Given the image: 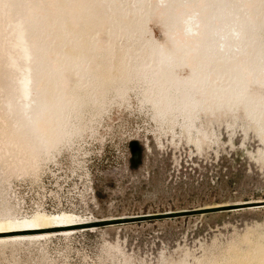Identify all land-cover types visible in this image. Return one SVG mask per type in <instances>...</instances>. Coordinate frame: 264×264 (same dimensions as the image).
<instances>
[{
	"label": "rangeland",
	"instance_id": "1",
	"mask_svg": "<svg viewBox=\"0 0 264 264\" xmlns=\"http://www.w3.org/2000/svg\"><path fill=\"white\" fill-rule=\"evenodd\" d=\"M155 2L0 0V220L67 212L77 223L39 240L0 243V264H264V133L238 112L221 109L218 122L200 115L184 95L151 107L128 76L143 53L125 21ZM158 3L167 9L159 22L177 18L170 37L192 41L185 19L198 17L202 0ZM156 16L150 28L162 38ZM37 18L36 30L27 25ZM257 35L256 70L252 54L237 56L200 75L204 85L223 92L238 81L242 93L257 96L264 23ZM199 45L184 40L180 55L191 62ZM52 64L64 70L55 88L42 83ZM35 90L57 103L44 120L54 131L68 125L67 142H39Z\"/></svg>",
	"mask_w": 264,
	"mask_h": 264
},
{
	"label": "bare ground",
	"instance_id": "2",
	"mask_svg": "<svg viewBox=\"0 0 264 264\" xmlns=\"http://www.w3.org/2000/svg\"><path fill=\"white\" fill-rule=\"evenodd\" d=\"M158 1L153 4L151 10L136 16L133 15L125 21L131 25L132 31L139 32V39L142 44L140 47L143 54L140 56V60L131 59L128 64V76L134 85L141 87L145 100L151 107L168 108L175 102V96L184 95V102L191 107L196 106L200 115H210L215 119V122H218L219 110H225L228 114L233 115L238 112L241 113L247 123H251L264 133V79L258 80V88L261 91L252 98L241 92L242 83L238 81H235V84L229 88L225 86L230 91L222 92V85L215 90L209 84L205 86L203 78L200 77V75L205 77V75L215 71L219 65H229L237 56L241 61L248 54H252L253 68L255 70L258 68L257 51H255L257 46L254 42L258 41L257 30L264 23V0H246L237 6H234L229 0H202L205 7L202 8L198 17L195 19L190 16L185 19L184 27L187 31L195 33L192 41L185 39L184 36H177L174 39L170 37L171 34L167 28L172 26L175 29L177 18L165 14L166 23L169 27H165V22H159L158 18L167 9L165 6L163 8L158 7ZM166 1L168 0H164V2ZM242 8L244 11H241ZM154 10L157 15L154 22L157 24L159 22L163 33L162 38L156 37L150 28V17ZM213 22H215L216 28L213 27ZM39 23V18L27 19V25L35 30ZM119 25L122 30H126L122 21ZM235 27L236 29H233ZM235 39H237L236 43ZM184 40L202 45L200 52L193 57L191 62H187L180 55ZM232 41L238 48L236 54L232 53ZM168 43L172 45V48H167L170 46ZM156 55L164 57L166 63L154 61L153 57ZM203 65L207 66L205 70L202 69ZM63 71L62 68L53 67L52 64V67L46 69L42 83H49L54 88L58 87L62 79L59 73ZM233 74L231 71L228 74V79H233ZM203 92H205V97L202 95ZM33 93L35 96L32 99L33 105L30 113L33 114L36 121H41L37 125L39 142L44 148H54V144L63 140L66 141L71 137V128L66 125L61 130L54 131L51 129L44 120V113L49 110V107L55 106L54 108H57L58 105L54 99L48 101L42 91L35 90ZM51 101H54L56 105L50 104ZM254 203L259 204L261 202H253L250 205ZM75 218L76 215L67 212L57 214L35 212L31 217L24 219L5 218L0 220V243L39 240V238L49 237L53 232H69L72 227L77 225L73 222Z\"/></svg>",
	"mask_w": 264,
	"mask_h": 264
},
{
	"label": "water",
	"instance_id": "3",
	"mask_svg": "<svg viewBox=\"0 0 264 264\" xmlns=\"http://www.w3.org/2000/svg\"><path fill=\"white\" fill-rule=\"evenodd\" d=\"M261 205H263V203L261 202V203H259V204H257V206H261Z\"/></svg>",
	"mask_w": 264,
	"mask_h": 264
}]
</instances>
